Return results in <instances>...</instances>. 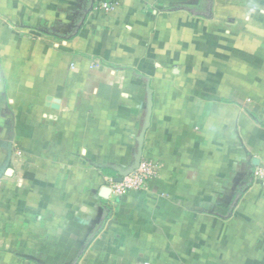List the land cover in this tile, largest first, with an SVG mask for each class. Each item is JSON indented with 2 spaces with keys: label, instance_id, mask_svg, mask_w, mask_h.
I'll use <instances>...</instances> for the list:
<instances>
[{
  "label": "crops",
  "instance_id": "0c3cea01",
  "mask_svg": "<svg viewBox=\"0 0 264 264\" xmlns=\"http://www.w3.org/2000/svg\"><path fill=\"white\" fill-rule=\"evenodd\" d=\"M257 166L264 0H0V264H264Z\"/></svg>",
  "mask_w": 264,
  "mask_h": 264
},
{
  "label": "built area",
  "instance_id": "2783aa9c",
  "mask_svg": "<svg viewBox=\"0 0 264 264\" xmlns=\"http://www.w3.org/2000/svg\"><path fill=\"white\" fill-rule=\"evenodd\" d=\"M112 5L102 3L95 7V10L109 11ZM157 166L149 160H141L137 169L129 175L123 177L120 183H114L112 180L108 183L111 194L122 196L131 191H137L145 188L146 185L156 176ZM253 177L264 187V167H255L252 172Z\"/></svg>",
  "mask_w": 264,
  "mask_h": 264
},
{
  "label": "water",
  "instance_id": "95a60500",
  "mask_svg": "<svg viewBox=\"0 0 264 264\" xmlns=\"http://www.w3.org/2000/svg\"><path fill=\"white\" fill-rule=\"evenodd\" d=\"M144 134L141 133L140 138L138 140L139 142V148L137 153L135 154L134 158H133V162L132 164L126 169V170H120V169H116L117 175L114 179H112V181L114 183H120L123 179V177L129 175L130 173H132L135 169L138 168L140 161H141V154H142V140H143ZM10 159V158H9ZM253 164L256 165L257 162L253 161ZM110 188H103V190L101 191V196L103 197H107L110 193Z\"/></svg>",
  "mask_w": 264,
  "mask_h": 264
}]
</instances>
